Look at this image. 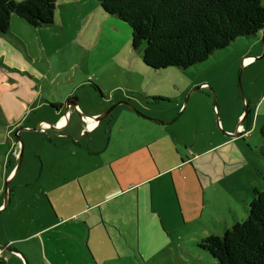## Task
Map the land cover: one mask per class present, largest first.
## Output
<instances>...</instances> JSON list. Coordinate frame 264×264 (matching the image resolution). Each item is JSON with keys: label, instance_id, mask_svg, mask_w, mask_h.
Listing matches in <instances>:
<instances>
[{"label": "crops", "instance_id": "crops-1", "mask_svg": "<svg viewBox=\"0 0 264 264\" xmlns=\"http://www.w3.org/2000/svg\"><path fill=\"white\" fill-rule=\"evenodd\" d=\"M99 9L101 25L97 35L94 32L90 40L82 34L77 37L85 60L81 75L66 72L67 78H61L59 69L54 66L50 69L46 53L42 59L46 69L35 67L29 56L26 55L30 58L27 60L9 43L11 38L15 39L11 32L13 17L10 29L0 37V69L10 76V80L17 82L0 94V113L6 121V124L0 123V131L5 132L0 137V251L3 256H0V264H136L138 256L143 255H138L140 245H148L146 239L142 241V236L148 234L149 230H156L160 234V226L156 227V218L160 219V215L155 205L160 210L162 204L154 201V179L149 181L157 174L154 165L160 167L158 163L163 150L180 154L182 145H192L199 140V137L187 138L168 129L176 123L175 116L183 103H187V99L183 100L184 95L176 99L172 106L160 111L151 108V101L148 100L160 103V99L166 96L164 90L152 91L141 83H128L125 87L117 83L102 87L109 79L114 81L115 77L120 76L114 71H104L103 66L123 47L128 46L130 54H134L135 49L128 25L108 14L102 6ZM27 25L39 28L30 23ZM145 65L131 77L139 79L141 76V81L148 80L153 73ZM94 76L98 79L94 80ZM55 84L56 90L53 88ZM71 97L76 100L77 106L67 109ZM253 98L249 97L248 103L251 104ZM123 99L129 100L151 118L122 103L115 106L103 120H95L94 115ZM237 104L230 109V113L236 114V120L238 117L244 118L245 114V108ZM250 108L253 111V107ZM185 109L183 106L181 114L186 112ZM208 115L209 118L214 115L213 106H209ZM157 117L163 121L155 120ZM250 122L251 116L244 127L247 128ZM240 125L243 126L239 122L234 131L238 132ZM41 126L39 131L30 130ZM92 128L95 129L90 130ZM147 128H163L166 133L140 132ZM17 130L23 138V145L16 134ZM224 137L225 144L239 140L237 136ZM21 153L22 161L18 166ZM132 155L143 156L145 165L140 167L138 161H133L134 166L130 169L135 172L140 169L139 174L128 180L125 177L122 181L116 174L119 183L114 184L118 189L113 193L123 190L135 192L132 201L136 206L134 214L130 219L123 215L119 218L130 220L135 226L137 248L132 250L133 253H119L116 248V254L104 255L101 249L108 245L104 239L108 238L113 243L112 230L117 226H109L112 215L105 216L102 204L98 205L103 199L93 193L91 181L102 178L101 171L106 176V170H103L106 167L113 168L115 173L123 172V167L129 166L128 160ZM176 165L162 171L167 172ZM7 180L9 194L6 196ZM28 196L32 198L20 209ZM98 208L100 210L96 212ZM19 210L29 214L31 221L26 215L20 217ZM101 224L105 232L92 240L93 229ZM33 239H36L37 251L35 241L30 244ZM90 241L98 246L101 262ZM1 245H7L12 250Z\"/></svg>", "mask_w": 264, "mask_h": 264}, {"label": "rangeland", "instance_id": "rangeland-1", "mask_svg": "<svg viewBox=\"0 0 264 264\" xmlns=\"http://www.w3.org/2000/svg\"><path fill=\"white\" fill-rule=\"evenodd\" d=\"M56 4L52 26L31 28L26 19H17L19 16L13 14L11 32L15 39L11 38L9 43L27 60L31 58L34 66L42 70L46 69L42 60L46 53L50 60L47 63L50 69L53 66L59 69L61 78L65 76L66 79V72L75 76L81 75L85 69V60L82 58L83 53L79 49L77 37L82 34L90 40L93 39L94 32L97 35L101 25V3L98 0H56ZM247 55L262 57L248 61L253 56L245 57ZM142 61L141 50H134V54H130L129 47H123L103 66L104 71H114L120 73V76L115 77L114 81L109 79L102 87L117 83L124 87L128 83H141L152 91L164 90L166 96L160 99V103L153 102V99L148 100L151 101V108L160 111L169 108L176 99L184 95L183 100L187 99V103H183L175 116L176 123L168 129L187 138L199 137V140L192 145H182L180 154L163 150L158 163L160 167L154 165L157 174L149 181L154 179V201L162 204L160 210L155 205L159 211L156 212L160 215V219L156 218V227L160 226V234L156 230H149L148 234L142 236V241L146 239L148 245H140L141 253L138 252V255H143L138 256L136 264H218L200 246V241L210 234H223L226 228L245 219L248 216V204L255 196L254 188L263 186L264 135L260 133L257 136L264 125L263 30L257 36H239L227 47L216 50L207 60L188 68L168 66L156 69L146 66ZM142 65L153 73L146 81H141V76L139 79L131 77L137 70L142 69ZM10 79L0 69V94L17 84L16 80ZM97 79L94 76V80ZM55 87L56 84L53 88ZM242 89L246 103L249 97H254L252 103H248L253 107L251 122L247 128L244 125L238 127L241 132L237 136L239 140L225 144L224 136L231 135L243 118L238 117L236 120V114L230 113L238 105L237 102L240 107L245 108L241 97ZM183 106L186 107V112L181 114ZM209 106L214 109L211 118L208 115ZM157 119L163 120L160 117ZM0 123L6 124L1 113ZM140 132L166 133L163 128H147ZM3 134L5 132L0 131V137ZM135 160L138 161V166L145 165L143 156L132 155L128 160L129 166L123 167V172L115 173L113 168L106 167L103 169L106 170V176L101 171L102 178L91 181L93 193L103 199L98 205L102 204L105 216L112 215L109 226H117L112 230L114 242L104 239L108 243L107 248L101 249L104 255L116 254V248L119 253H133L132 250L137 248L135 226L130 220L123 221L119 218L123 215L130 219L131 214H134L136 206L132 201L135 192L123 190L113 193L118 189L114 185L119 183L118 174L122 181L125 177L128 180L139 174L140 169L136 172L130 169L133 168ZM176 163L169 171H162ZM30 198L32 196L24 199L20 209ZM99 210L96 209V212ZM20 211L18 215L21 217L23 212ZM15 215L13 214L14 217ZM23 215L31 221L29 214ZM104 232V226L97 225L92 231V240ZM34 241L36 245V239L30 244ZM90 243L94 252L99 254L101 262L98 246L91 241ZM37 248L36 245V251ZM36 254L39 255L38 252Z\"/></svg>", "mask_w": 264, "mask_h": 264}, {"label": "trees", "instance_id": "trees-1", "mask_svg": "<svg viewBox=\"0 0 264 264\" xmlns=\"http://www.w3.org/2000/svg\"><path fill=\"white\" fill-rule=\"evenodd\" d=\"M98 1L128 25L133 48L156 69L188 68L239 36L264 30V0ZM56 8V0H0V37L10 29L13 14L39 27L54 21ZM254 193L245 219L200 241L218 264H264V178Z\"/></svg>", "mask_w": 264, "mask_h": 264}, {"label": "water", "instance_id": "water-1", "mask_svg": "<svg viewBox=\"0 0 264 264\" xmlns=\"http://www.w3.org/2000/svg\"><path fill=\"white\" fill-rule=\"evenodd\" d=\"M263 42H264V30H263ZM249 56H253L254 57V59L256 58H260V57H262V55L261 56H254V55H247V56H245V57H249ZM240 87H242L241 85H240ZM241 97H242V99H243V102L245 103V114H244V118L241 120V124H244V122H245V120H246V118H248L249 117V115L251 114V108H250V106H249V104L248 103H246V100H245V94H244V91H243V89H242V91H241ZM187 101V100H186ZM72 102V104H70ZM215 102H216V100H215ZM126 104V105H128L131 109H133L134 111H136V112H139V113H141L142 115H145V114H143L133 103H131L129 100H127V99H123V100H119L118 102H116L115 104H113V105H111L110 107H108V108H106L105 110H103L102 112H100L98 115H94L93 117L95 118V120H103L104 118H106L107 116H109L110 115V113L112 112V110H113V108L115 107V106H117V105H119V104ZM76 106H77V102H76V100H74L73 98L72 99H69L68 100V102H67V109L69 108H71V107H74V108H76ZM66 112H68V110L66 111ZM146 116V115H145ZM146 117H148V118H151V117H149V116H146ZM155 120H157V121H160V122H162L163 120H160V119H155ZM217 120L219 121V111H218V117H217ZM85 122V121H84ZM86 123V122H85ZM22 129H25V127H22ZM42 129V127L40 128V127H33V128H30V130H32V131H39V130H41ZM95 128H92V129H90V130H94ZM18 130H21V128H19ZM18 130H17V132H16V134L19 136V134H18ZM241 134V132H237V131H235L234 133H232L231 135L232 136H238V135H240ZM19 139L21 140V142H22V145L24 144V141H23V138L21 137V136H19ZM22 156H23V153H21V155H20V158H19V162H18V166L21 164V161H22ZM9 194V181L7 180L6 181V192H5V195L7 196ZM8 200L5 198V202H7ZM2 247H5L6 249H8V250H12V248L11 247H9V246H7V245H1Z\"/></svg>", "mask_w": 264, "mask_h": 264}, {"label": "built area", "instance_id": "built-area-1", "mask_svg": "<svg viewBox=\"0 0 264 264\" xmlns=\"http://www.w3.org/2000/svg\"><path fill=\"white\" fill-rule=\"evenodd\" d=\"M253 59H254V57H250L249 61H251V60H253ZM46 126H47V125H46ZM43 128H46V127H43ZM0 256L3 257V256H2V250L0 251ZM4 259H5V257H4Z\"/></svg>", "mask_w": 264, "mask_h": 264}, {"label": "flooded vegetation", "instance_id": "flooded-vegetation-1", "mask_svg": "<svg viewBox=\"0 0 264 264\" xmlns=\"http://www.w3.org/2000/svg\"><path fill=\"white\" fill-rule=\"evenodd\" d=\"M71 98H72V97H71ZM109 107H110V106H109ZM107 108H108V107H107ZM249 116H250V115H249ZM247 119H248V118H246V120H245V122H244V124H243V125H245V123H246ZM66 124H67V123H66ZM41 127H42V126H41ZM263 130H264V129H262V130H261V134H263V135H264V133H263Z\"/></svg>", "mask_w": 264, "mask_h": 264}, {"label": "bare ground", "instance_id": "bare-ground-1", "mask_svg": "<svg viewBox=\"0 0 264 264\" xmlns=\"http://www.w3.org/2000/svg\"><path fill=\"white\" fill-rule=\"evenodd\" d=\"M249 61V60H248Z\"/></svg>", "mask_w": 264, "mask_h": 264}]
</instances>
